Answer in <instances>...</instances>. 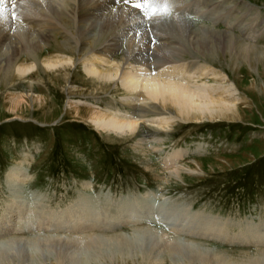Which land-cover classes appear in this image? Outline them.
Wrapping results in <instances>:
<instances>
[{"label":"rangeland","instance_id":"rangeland-1","mask_svg":"<svg viewBox=\"0 0 264 264\" xmlns=\"http://www.w3.org/2000/svg\"><path fill=\"white\" fill-rule=\"evenodd\" d=\"M141 2L144 22L156 19L157 48L145 54L162 59L160 30L175 36L170 57L182 60L164 66L215 67L219 80L191 84L230 88L235 114L191 121L175 108L178 120L150 115L153 125L147 119L136 134L117 136L88 120L89 103L130 110L120 83L85 71L93 60L36 66L25 77L0 68V264H264V0ZM195 27L206 30L201 50L189 41ZM55 38L22 63L79 58ZM211 39L229 52L204 49ZM17 173L21 185L12 186Z\"/></svg>","mask_w":264,"mask_h":264},{"label":"bare ground","instance_id":"bare-ground-1","mask_svg":"<svg viewBox=\"0 0 264 264\" xmlns=\"http://www.w3.org/2000/svg\"><path fill=\"white\" fill-rule=\"evenodd\" d=\"M141 1L142 0H23V2H21V0H16V6L14 8L11 3H8L6 4V19L0 21V68L3 69L7 67L8 70L11 68L13 71L16 69L18 74L24 76L25 73H30L36 66L42 65L48 70L55 71L67 67L68 65H76L78 63H82L83 66H86L90 59L91 61L93 60L95 66L92 68L86 66L88 69L85 68L86 70H84L99 82L115 83L116 85L120 83L123 90L127 93L125 96L121 97L120 101L123 105L128 106L130 110L116 108V106H113L112 102H109L108 106L104 109L89 103V108L92 107L94 110L88 111V114H90L88 120L98 131L108 134L112 133L117 136H132L136 134L138 130L145 126L147 119H149L148 121L151 123L157 121L151 119L153 115L158 117L160 115L169 114L178 120L180 117L175 114V108L182 113L185 120L191 121L216 120L223 118L227 113L235 111L237 106L235 102L236 99L233 101L234 98L232 97L233 99H231V96L229 97L227 93L231 90L230 88H226V86L225 88H221L220 86L218 88H206L204 86L200 89L199 87L201 85L196 88L194 84H191L193 79L199 78L200 76L208 78L210 76L213 79L219 80L221 74L215 67L212 70V68H206L202 65L170 64L164 66L170 61L182 60L179 56L170 57L176 55L174 54V50L178 47L173 46L176 44L173 40L175 36L162 34L161 32L163 30H160L161 32L158 31L164 39L162 41L160 37L158 42H162L160 43V45H164L162 46V50L167 52L163 54L162 59H155L150 53L149 55L145 54L144 50L157 48L156 40L154 39L155 34H153L156 31V19L153 18L150 21L148 20L149 22H144L148 17L146 18L142 15L141 12L143 9L141 11V8L136 9L132 7V4ZM13 13H15L14 20L12 19ZM153 13L155 14V12ZM178 23H180V20ZM171 24L172 23H170V25ZM149 26L151 27L150 29L148 28ZM153 29L155 30L152 33ZM169 29L172 28L170 27ZM205 31L201 30V27L188 30V32H190L189 41H193V43L197 44V49L202 48L201 43L204 42L207 36ZM207 31L212 35L214 33H216V35L221 34L220 31L215 32L212 31V29ZM167 32L169 33V31ZM226 33L228 34V32ZM58 35L63 38V42H61L65 47V51L79 55V58L73 59L68 56V59H65L61 57V54H57L54 57H52V54H49L40 60L38 56L35 55V59L32 61L33 64L26 65L22 63L25 58L24 56L31 58L33 54L39 51L42 52ZM218 36L216 37L217 39H219ZM228 38H230L229 35ZM217 39H211L209 47L203 46V48L206 50L216 49L218 51L229 52L230 48L226 45L222 46L223 43L219 44V46ZM99 43L100 45L98 46ZM233 44L235 47L239 46L238 43L237 45L235 44V40ZM96 45L98 47H96ZM151 45L154 46L151 48ZM169 45H172V47ZM121 50L125 51V55L121 56L122 58L120 59H114V53H116V51L120 52ZM96 53H98L97 56H95ZM232 55L233 54H231V56ZM246 56L248 57V55ZM101 57H104V60ZM112 60L115 61L116 66H113V63L111 65L110 61ZM86 61L87 63L84 65ZM100 62H102V64H99ZM103 62L105 64H103ZM231 94L233 95V93ZM229 98L231 100H229ZM20 99H22L21 95L11 99L13 100L12 109L16 110L20 106ZM74 108L79 114L81 110L78 105ZM232 114L234 115L235 112ZM159 123L164 124L165 122L162 120V122ZM163 124H158V126L165 127L166 125L164 126ZM147 140L148 139H141L140 141L146 142ZM153 140L151 139V141ZM16 175H14L15 177L12 180L10 179L11 185L14 183L12 182L13 180L17 185L19 181H22V179L16 180L19 174L17 173ZM19 184L21 185V182H19ZM15 186L16 185H14V187ZM219 234L218 236H221ZM250 237L249 235V238ZM253 238L254 236L250 239L252 240ZM202 259L208 262L211 260L206 257Z\"/></svg>","mask_w":264,"mask_h":264},{"label":"snow or ice","instance_id":"snow-or-ice-1","mask_svg":"<svg viewBox=\"0 0 264 264\" xmlns=\"http://www.w3.org/2000/svg\"><path fill=\"white\" fill-rule=\"evenodd\" d=\"M21 2H23V0H21ZM148 2V0H146V3ZM11 3L12 7L14 8L16 6V0H0V21H3L4 19H6L5 13L7 11L6 9V4ZM133 7L136 9L141 8V4L140 3H134ZM146 15H154V13H145ZM12 19H15V13H13L12 15Z\"/></svg>","mask_w":264,"mask_h":264}]
</instances>
